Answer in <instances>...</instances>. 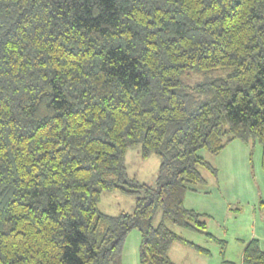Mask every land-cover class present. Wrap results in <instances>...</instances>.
I'll return each instance as SVG.
<instances>
[{
  "label": "trees",
  "instance_id": "16d2710c",
  "mask_svg": "<svg viewBox=\"0 0 264 264\" xmlns=\"http://www.w3.org/2000/svg\"><path fill=\"white\" fill-rule=\"evenodd\" d=\"M236 139L264 173V0H0V264H113L135 228L140 264H178L169 224L224 243L185 197ZM115 190L132 212L99 209Z\"/></svg>",
  "mask_w": 264,
  "mask_h": 264
},
{
  "label": "rangeland",
  "instance_id": "374dc122",
  "mask_svg": "<svg viewBox=\"0 0 264 264\" xmlns=\"http://www.w3.org/2000/svg\"><path fill=\"white\" fill-rule=\"evenodd\" d=\"M141 146L130 147L126 154V166L131 177L140 182L154 184L160 166V157L153 153L147 158L141 155ZM215 167L221 164L217 178L207 169L202 173L211 183L212 194L202 195L197 205L206 211L208 230L218 239L209 238L200 231L169 226L188 240L175 241L169 256L178 264H223L224 260L242 263L246 244L257 238L264 248V173L261 166L262 145L257 141L246 144L236 139L218 155L203 151ZM218 175L221 177H218ZM135 195L119 190L103 192L99 203L102 212L117 215L132 212ZM160 220V213L154 223ZM141 234L132 229L123 245L122 254L113 264H140ZM198 245L206 251L194 247Z\"/></svg>",
  "mask_w": 264,
  "mask_h": 264
},
{
  "label": "crops",
  "instance_id": "0c3cea01",
  "mask_svg": "<svg viewBox=\"0 0 264 264\" xmlns=\"http://www.w3.org/2000/svg\"><path fill=\"white\" fill-rule=\"evenodd\" d=\"M221 166H222L221 164H217L216 168L218 170L217 171L218 174L221 172ZM218 177L220 176L218 175ZM214 178L218 179L217 176H214ZM205 179H206L205 184H200L195 189L187 192L185 197V206L188 209H193L197 212L204 213L207 215L206 211L201 209L196 203V200H198V198L201 197L202 195H206V197H209L212 194L211 184H213L214 182L211 183L210 181H208L209 179H207L206 177Z\"/></svg>",
  "mask_w": 264,
  "mask_h": 264
}]
</instances>
